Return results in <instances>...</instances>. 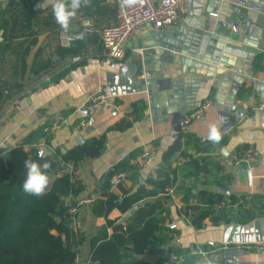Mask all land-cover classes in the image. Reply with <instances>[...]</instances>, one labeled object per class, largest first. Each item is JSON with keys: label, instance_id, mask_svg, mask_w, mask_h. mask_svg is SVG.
Masks as SVG:
<instances>
[{"label": "crops", "instance_id": "obj_1", "mask_svg": "<svg viewBox=\"0 0 264 264\" xmlns=\"http://www.w3.org/2000/svg\"><path fill=\"white\" fill-rule=\"evenodd\" d=\"M205 1L209 3L208 0H188L185 12L176 25L163 28L143 25L126 40L124 57L111 59L102 48L101 31L116 23V0H89L87 6H82L70 21L69 29L74 36L84 33L85 39H74L67 47L59 44L60 26L55 22L50 3L40 6L45 5V0H33L32 4L23 0H0V154L6 146L18 143H24L26 150L36 144L38 148L47 147L49 152H64L63 148L66 151L80 144L76 142L78 135L84 141L91 136L105 135V147L99 156L86 157L75 165H67L72 179L83 187L77 196L65 198L69 209L78 199L90 194L98 198L97 189L103 179L100 178L101 174L136 150L139 152L129 159V163L135 166L137 176H126L121 183L127 189H135L144 183L149 173L155 174V168L163 163V152L176 141L182 131L183 135L179 137L187 155L171 159V164L177 166V178L168 189L170 199L164 211L166 215L163 224L172 230V237L157 250L131 255L129 264H170L169 254L174 253V248L186 249L187 254L193 256L185 264H264V250L244 251L233 246L236 241L264 239V211L246 223L233 220L235 223L228 241L223 243L225 222L216 225L205 219L202 227L196 228L186 215L183 200L184 191L189 193V202L192 203L198 202L202 190L218 193L223 198L233 195L240 201L264 194V109L259 108L264 102V89L258 91L250 81L244 80L240 87L244 86L247 92L234 98L235 108H244L245 114L236 119L232 111L229 121L222 123L215 105L218 100L225 103L235 86L222 78L224 75L214 77L203 74L208 71L207 68L214 70L215 65L208 62L195 69L192 65H187V69L182 66L181 71L171 79V89H156L157 99L166 97V104L177 105L178 110L185 113L206 97L211 101L201 114L191 119L186 128H182L174 124V114L160 119L163 115L160 107H156V103L149 107L147 94L140 91V87L128 83L126 85L121 79L114 82L112 78V73L117 71L120 64L134 60L150 41H166L168 48L192 54L194 48L185 39L190 29L199 24L200 18L203 19L200 11ZM251 10L249 26H243L240 35L246 34L244 45L254 50V54L245 59L244 63L249 65V75L264 82V70L255 71L251 68L254 56L264 52V12ZM209 12L217 15L219 9H210ZM217 18L211 16L210 20L214 23ZM83 20H89V25H84ZM74 55H79L80 60L73 61ZM239 64L242 67L243 60ZM217 66L225 68L220 63ZM221 70L239 74L232 68ZM201 78H206L202 86ZM213 82L216 87L211 85ZM98 89L106 92L108 102L97 110L93 124L90 125L92 130H74L73 122L83 115L89 94ZM140 99L146 100L147 104L143 117L132 119L129 116V126L114 127L121 118L128 116L133 104ZM56 111L67 115L68 121L51 132H45L44 126L49 116ZM226 123H232L234 127L224 130ZM213 124L221 134L219 142L207 139L210 125ZM38 131L41 135L33 143L34 140L30 141L29 137ZM243 146L252 147L255 161L249 166L230 163L229 158L242 150ZM143 148L152 150V158L148 163L138 158ZM190 155L199 161L200 170L196 173H192V166L186 164ZM204 162L208 164L207 169L203 168ZM248 168L251 169L250 173ZM58 174L48 176L49 184ZM110 190L122 195L119 185L110 187ZM92 204L78 206L76 217L72 220L73 232L82 234V241L77 245V264L88 261L89 239L105 223L104 217L93 213ZM231 207L237 208V204ZM129 211L122 213L114 208L108 217L124 222L132 214ZM170 222H175L176 226L170 228ZM103 233L111 234L112 228L107 227L99 234Z\"/></svg>", "mask_w": 264, "mask_h": 264}, {"label": "trees", "instance_id": "obj_2", "mask_svg": "<svg viewBox=\"0 0 264 264\" xmlns=\"http://www.w3.org/2000/svg\"><path fill=\"white\" fill-rule=\"evenodd\" d=\"M23 1L32 4L33 0ZM252 68L255 71L264 70V52L254 56ZM245 92L247 89L242 86L238 89L237 96ZM146 107L143 99L135 102L128 116L121 118L114 127L129 126V116L132 119L142 118ZM40 135L39 131L33 133L29 140L37 142ZM182 135L180 131L179 136ZM179 136L163 152V163L155 168V174L149 173L144 183L135 189H127L120 183L122 195L119 196L110 190L109 179L117 172H127L126 176L129 178L136 177L135 166L129 163V159L139 150L114 164L102 179L97 189L99 197L93 202L92 211L95 215L104 217L105 223L89 239V259L84 264H129L131 255L157 250L172 237V230L165 227L163 222L167 201L170 199L168 189L177 178V166L171 164V159L187 155ZM105 142L104 134L91 136L65 152L55 150L44 153L42 158L38 155L36 144L27 150L24 143L4 148L0 154V264H77V245L82 241V234L74 233L70 227L72 219L65 198L77 196L83 187L64 169L68 164L75 165L86 157L99 156ZM26 160L40 164L48 162L51 165L47 170L48 176L60 173L52 178L42 196L23 191L22 184L27 175L24 167ZM204 163L203 168L207 169L208 164ZM186 164L192 166V173L200 170L198 159L191 155ZM183 197L186 215L196 228L202 227L205 219L216 225L230 220L246 223L264 211V194L240 201L233 195L223 198L218 193L202 190L196 203L189 202V193L185 191ZM151 198L153 200H149ZM140 202L143 203L136 207ZM234 203L237 208L231 207ZM114 208L122 213L133 208L134 211L124 222H118L108 217ZM107 227L112 228L111 234H99ZM172 251L185 255L184 264L193 258L187 254L186 249L174 248Z\"/></svg>", "mask_w": 264, "mask_h": 264}, {"label": "water", "instance_id": "obj_3", "mask_svg": "<svg viewBox=\"0 0 264 264\" xmlns=\"http://www.w3.org/2000/svg\"><path fill=\"white\" fill-rule=\"evenodd\" d=\"M208 2L209 3L205 1L204 8L200 11V15H203V19H199V24L190 29L188 38L186 37L185 39L194 48L192 54L190 52L181 53L178 52L177 49L168 48L166 41L157 43L154 40L147 43L145 45L147 48L136 56L134 60L120 64L117 67V71L112 73L114 82L121 79L126 85L130 84L135 87H140L139 90L147 94L149 107H153L155 103L156 107H160L163 114L160 119L174 114V124L178 126H182L185 112H180L177 105L166 104V102H168V98L166 97L162 96L160 100L157 99L156 89L161 87L171 89V79L175 77L176 73L181 71L182 66L186 67L187 65H192L195 69L201 68L204 62H208L211 65H215L214 70L207 68L208 71L206 70L203 74L214 77L224 75L222 78L230 81L232 85L235 86V88H233L235 90H231L232 92L229 94L225 103L218 100L215 105L218 109L219 120L222 123L229 121L232 111L236 119H239L245 114L244 108H235L236 104L234 98L244 80L250 81L258 91L264 89V82L256 80V78L247 73L249 65L248 63L246 64V62L244 63V60L253 56L254 50L244 45L247 39L246 34L243 36L240 35L242 30H244L243 26H249L251 9L264 12V0H237L236 2L208 0ZM188 6L190 7V5ZM214 8L219 9L218 16L212 15V12L210 14V9ZM211 16L218 17L214 23L210 20ZM240 60H243L242 67L238 66L240 65ZM219 63L222 64V67L227 69L232 68L237 70L239 74L235 75L233 72L225 73L226 71L221 70L225 68H218L217 65ZM112 65H115V63ZM214 81L216 82L217 80ZM215 82L211 84L213 87H216ZM205 83L206 78H201L200 85L202 86ZM125 91L126 90H121L120 92ZM144 101L146 102V100ZM148 117L147 115L146 119H148ZM91 130L92 126H87L85 128L86 132ZM83 141L81 135L76 136L77 143H83ZM49 151L47 147H43V153H49ZM62 151L65 152V149L63 148ZM257 161L259 162L260 158ZM111 169L112 166H109L101 174L100 178H104ZM250 170L251 169L248 168L249 173ZM64 172H70V167L67 166ZM140 205L141 203H138L136 207ZM132 212L133 209L129 211V214ZM234 223L233 220L225 223L222 235L223 243H227ZM72 225L73 223L70 224V227H72ZM72 249L74 250L75 247Z\"/></svg>", "mask_w": 264, "mask_h": 264}, {"label": "built area", "instance_id": "obj_4", "mask_svg": "<svg viewBox=\"0 0 264 264\" xmlns=\"http://www.w3.org/2000/svg\"><path fill=\"white\" fill-rule=\"evenodd\" d=\"M188 0H141L132 6H122L121 0H116V23L105 27L101 31V45L105 54L111 59H122L125 54L124 44L128 38L136 33L143 25L151 24L155 28H163L177 24L185 12ZM216 15V13H212ZM89 20H83L84 25H89ZM2 31L0 29V35ZM58 40L61 46H70L74 40V34L60 28L58 30ZM73 61H79L80 56L74 55ZM108 102V95L102 89L89 94L84 108L83 115L73 122L74 130H81L93 124L97 110ZM211 101L208 97L204 98L198 104L188 110L183 116L182 128H186L192 118L201 114L205 108L210 105ZM259 108L264 109V102ZM68 121V116L61 111H56L49 116L48 123L44 126L45 132H51L60 125ZM234 127L232 123H226L224 130H231ZM185 130V129H184ZM43 152V148H38V154ZM152 150L143 148L138 158L144 162H150L152 158ZM234 164L250 165L255 161V152L252 147L248 146L235 152L228 160ZM126 177L125 172L114 173L110 179V187L119 185ZM96 199L95 194L80 198L69 209L72 220L76 217L78 206L81 204H92ZM188 213L190 210L188 209ZM170 228L176 226L175 222L168 224ZM234 248L244 251L260 252L264 250V239L242 240L233 242ZM185 260L184 254H169V263H181Z\"/></svg>", "mask_w": 264, "mask_h": 264}, {"label": "clouds", "instance_id": "obj_5", "mask_svg": "<svg viewBox=\"0 0 264 264\" xmlns=\"http://www.w3.org/2000/svg\"><path fill=\"white\" fill-rule=\"evenodd\" d=\"M141 2V0H121L122 6H132ZM50 3L52 6L53 16L55 22L65 31L69 30L70 21L76 16L77 11L82 6H87L89 0H45V5ZM75 40H84V33H77L74 36ZM208 140L219 142L221 139V134L215 124L210 125ZM41 158L44 153L40 152L38 154ZM24 167L27 169L26 179L22 184L23 191L27 194L34 196H42L45 194L48 184V169L51 165L48 162L40 164L38 162L26 160L24 162Z\"/></svg>", "mask_w": 264, "mask_h": 264}]
</instances>
